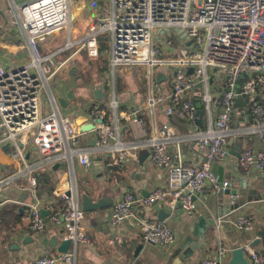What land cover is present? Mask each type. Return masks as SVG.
<instances>
[{"label": "built area", "instance_id": "built-area-1", "mask_svg": "<svg viewBox=\"0 0 264 264\" xmlns=\"http://www.w3.org/2000/svg\"><path fill=\"white\" fill-rule=\"evenodd\" d=\"M15 7L31 58L21 66L0 65V149L8 144L7 156L11 160L5 165L11 167V172L3 173L0 166V190L11 186L26 198H0V206L14 203L23 207L34 233L46 229L40 214L44 209L62 240L71 241L66 252L45 250L34 264H75L77 244L91 243L73 173L74 161L83 167L92 165L91 152L101 154L102 170L109 172L124 160L136 161L137 150L146 146L152 163L166 170L164 184L147 195L125 191L109 212L112 224L128 220L135 211L153 204L162 205L170 215L177 209L193 211L207 187L214 191L232 187L230 180L218 181L211 164L231 156L229 137L238 108L235 102L241 99L247 109L245 117L251 120L250 127L242 131L253 134L257 142L239 151L237 164L245 176L264 173V0H111L110 11L106 16L99 12L82 39L75 42L68 38L64 45L67 49L80 45L89 58L95 59L100 54L99 40L109 36L112 70L144 67L148 86L144 109L153 124L155 112L162 109L161 101L167 98L169 103L162 109L165 115H183L187 124L195 125L196 102L189 93L199 89L208 127L191 136L190 148L200 156L199 163L192 165L184 164L180 141L171 124H154L153 134L145 142L122 141L121 119L140 125L142 121L137 108L117 113L114 92L109 102L111 113L95 103L88 105L94 128L87 131H82L72 118L61 116L53 99V110L45 112L41 91L63 71L68 60L41 55L39 42L67 26L70 0H25ZM176 33L182 34L178 55L164 58L160 44L172 49ZM157 67L167 70L166 95L160 93L161 84L154 77ZM189 67L194 68L192 72H188ZM89 132L95 133L92 142L88 140ZM60 160L67 163L68 170L62 175L70 176L69 183L55 188L50 195L39 196V169ZM233 202L231 195L230 203ZM221 220L222 216L218 223ZM252 223L250 217L240 214L235 226L250 230ZM137 226L144 245L167 247L175 240L166 219L141 216ZM247 254L250 264H264V254L258 250L249 248ZM226 255L227 250L219 244L215 256L199 264H225Z\"/></svg>", "mask_w": 264, "mask_h": 264}, {"label": "crops", "instance_id": "crops-1", "mask_svg": "<svg viewBox=\"0 0 264 264\" xmlns=\"http://www.w3.org/2000/svg\"><path fill=\"white\" fill-rule=\"evenodd\" d=\"M6 1L7 8L1 6L3 3L1 4L0 0V12L2 11L3 16L5 15L3 22L6 23L5 29L0 28V65L4 67L10 64L25 65L30 61L31 56L26 43L25 30L16 14L15 4L19 5V3L17 0ZM96 11L94 0H70V20L65 26V30H59L50 35L44 40L45 43L39 45L40 50L45 51L46 54H52L55 60H68L63 71L50 79L47 87L44 88L49 103V108L46 110H53V99L61 116L72 115L73 120L81 126L92 121L87 111V107L91 103H95L100 109L111 113L109 102L112 99V94L110 96V93L114 92V98L118 103L117 113L127 110L128 106L133 104L139 109V117L142 121L140 125L121 119L120 137L122 141L145 142L152 136L154 124L161 126L168 123L175 127L184 164H198L200 156L193 153L190 148L191 136L205 131L208 127V114L201 101L199 89L189 93L195 102L199 100L202 109L200 123L196 122L195 125L165 115L162 109L169 103L167 98L161 101L162 109L160 108L155 112V123L153 124L151 116L144 109L148 86L141 75L132 74L131 67H121L125 76L121 79V86L118 89L115 86L116 81L112 72L110 76V79L113 80L112 85L108 82L106 85L101 83L89 84L86 87L85 95L86 93L87 95L85 98H81L75 89H72L75 87L80 67L83 66L84 58L87 55L80 48L79 42L77 43L79 46L68 49L64 45L68 38L76 42L84 37L88 27L98 18ZM3 16L0 15V19ZM101 39L106 41L108 37L103 36ZM160 45L163 47L164 58H176L177 52L174 48L164 49L162 42ZM101 56L105 58L103 59L109 66V57L106 54H101ZM73 66L77 68V76L68 74ZM165 83L160 86L164 95L169 91L168 80ZM56 84L59 85V88L54 90ZM95 89H101L105 96L100 99L92 96L91 91ZM70 90L73 91L74 96L63 108L60 106L59 100L65 97ZM261 96L264 101V90ZM83 99H86L84 100L86 104H82ZM80 103L82 104L80 113L73 112L74 107ZM246 112L247 109L243 107V104H239L236 110L237 116L232 123V134L229 137L230 150L238 146V151H240L245 146L257 142L253 134H246L242 131L251 125V120L245 117ZM204 115H206L205 118ZM215 117V115L212 116V118ZM87 136L88 140L92 142L95 133L89 132ZM7 153L4 148L0 149V166L3 168V173L8 172L5 165L11 162ZM137 153L138 159L136 161L124 160L110 168L109 172L102 170L103 163L100 153H90L92 161L90 167H83L77 162L76 165L74 163L73 173L78 196L81 193H88L94 200L101 196H107L112 198L113 205L127 190L147 195L154 187L164 184L166 170L152 163L148 147L142 146L137 150ZM218 164L223 167L224 179L232 182L230 189L239 191V194L235 195V202H240L238 209L230 210L227 213L222 206L231 201V195L225 193L220 195L218 191L207 187L198 197L195 210L185 212L177 209L174 214L166 218V223L174 234V242L167 247L143 244V248L137 257L133 256L134 247L137 243H142L137 226L138 219L141 216L157 219L158 209L163 208L162 205L155 204L135 211L132 218L119 224L110 222L109 212L112 205L89 211L85 216L84 227L91 243L77 244L75 264H199L203 259L215 256L219 244L227 250L225 264H229L232 257L231 252L237 247L244 248L243 257L247 264H250L247 256L249 248L264 254V200L253 201L255 199L251 197L255 192H264V173H253L245 176L237 164L236 156L232 154L227 160ZM66 170H68L66 162L61 164L55 162L50 167H41L37 179L38 195H50L55 188L60 189L68 184L70 176L68 174L67 176L62 175ZM76 171L79 172L78 177H76ZM23 195L18 189L11 186H5L0 190V198H19L21 200ZM11 204L16 207L15 212L18 216L6 219L4 226H0V264H34L36 258L43 251L55 250L48 245L50 238L57 236L59 240H62L61 235L58 233L57 227L47 221L46 229L42 232L46 239L45 242H42L41 233H34L29 229L23 207L14 203H5L0 206V210L3 206ZM240 214L251 218L253 223L250 230L236 228L235 221ZM220 216H222V220L218 223Z\"/></svg>", "mask_w": 264, "mask_h": 264}, {"label": "rangeland", "instance_id": "rangeland-1", "mask_svg": "<svg viewBox=\"0 0 264 264\" xmlns=\"http://www.w3.org/2000/svg\"><path fill=\"white\" fill-rule=\"evenodd\" d=\"M24 1L25 0H17V2L19 4L24 2ZM94 1L96 3V8H97V11H96L97 17L99 16L98 15L99 12H101L102 16H106L107 13L111 9V6H110L111 0H94ZM1 4H2L1 5L2 7H5V8L8 7L6 0H1ZM0 15L3 16L2 11L0 12ZM4 19H5V15L3 16L2 19H0V28L1 29L6 28V23L3 22ZM63 30H65V28H63ZM5 36H7V35H5ZM172 38H173V48L175 49V51L177 52V55H178V49L180 47L179 45H180L181 40H182V34L176 33L174 36H172ZM2 41H4V40H2ZM45 42L42 41L39 43V45L43 44ZM99 47H100V56L98 58L92 59V58H89L88 56H86V58H84L83 66L80 67V70L78 73L79 77H77V79H76L75 87L72 88V89H75V91L78 93V95L81 96V98H85V96L87 95V93L85 95V92H86V87H88L89 84L96 85L98 83L104 82V84L106 85V83L108 82L109 84L112 85L113 80L110 79L111 72L115 78V81H116L115 86L117 87V89H118V87L121 86V79H123V76H125V74L123 73L124 71H122L121 67H119V68L117 67L114 70H112L111 67L107 66V63L104 60L105 58L101 56V54H106L108 57L110 56V48H111L110 37L108 36V39L106 41H103V39H100L99 40ZM47 52H49V51H47ZM40 54L45 55L46 52L43 50H40ZM130 67H131L130 70H131L132 74L141 75L142 79L145 81V76H144L145 68L144 67H140V66H136V67L130 66ZM193 69H194L193 67L187 68L188 72H192ZM166 72H167L166 68L157 67V68H155V76L154 77L157 80V74L158 73L164 74ZM216 82H218V80H215V83ZM218 83H220V81ZM56 86H57V84H56ZM56 86H55L54 90H57V88H59V85L57 87ZM160 93L162 95H164L163 91H161ZM54 94H56V93L54 92ZM110 96H111V93H110ZM84 100H86V99H83L82 101H84ZM41 101H42L43 107H45L44 108L45 112H50L49 110H46L49 108V103H48L44 88L41 91ZM82 104H86L85 101ZM82 104L80 103V105L78 104V106H75L73 112H76L79 114L81 111L80 107L82 106ZM132 108H136V107H134L133 104H130L128 106V109L131 110ZM64 116H68V117L72 118V115H64ZM205 116L206 115H204V118H205ZM204 123L206 124V121ZM57 163L61 164V163H65V161L60 160V161H57ZM74 163L76 165V161H74ZM78 175H79V172L76 171V177H78ZM234 202H235V196H234ZM233 203H231V204H233ZM88 212H85V216ZM58 233H60V235H61V232L59 230H58ZM40 238L42 239V242H45L46 238H45L44 234L41 233Z\"/></svg>", "mask_w": 264, "mask_h": 264}, {"label": "water", "instance_id": "water-1", "mask_svg": "<svg viewBox=\"0 0 264 264\" xmlns=\"http://www.w3.org/2000/svg\"><path fill=\"white\" fill-rule=\"evenodd\" d=\"M68 74L77 76L76 75L77 74V68L74 66L71 67L70 70L68 71ZM165 79H166L165 74H161V73L157 74V81H161V80H165ZM198 86H199V84H198ZM91 94H92V96H94L98 99H100L102 96L103 97L105 96V94L103 93V91L101 89L92 90ZM73 96H74L73 91L72 90L68 91L66 96L59 100L60 106L65 108L68 105V101L70 99H72ZM235 104L236 105L243 104V101L241 99H238V100H236ZM196 115H197L196 122L200 123V119H201V115H202V109H201V105H200L199 100L196 101ZM92 128H94L93 123L82 124L80 126V129L82 131H87V130H90ZM3 148L5 149L6 152L9 151V145L8 144H5L3 146ZM238 148L239 147L236 146L234 149L230 150V153L237 157L239 155V151H238L239 149ZM98 168H99V165H98ZM211 170L217 175L218 181L220 183L223 180H225L224 176H223V167L221 165H219L217 162H213L211 164ZM218 192L220 195H222L223 193L234 195V196L239 194V191L237 189H230V188H226L224 190H219ZM251 197H253L255 199L253 201L264 200V192L263 193L262 192H260V193L255 192ZM25 198H26V194H24L21 197V201H23ZM79 200H80L81 208L84 212L102 209V208H105V207L112 205V203H113L112 198H108L107 196H101L100 198L94 200L88 193H81L79 195ZM239 206H240V202L237 201V202H234L233 204H231L230 202H226L225 204H223L222 207L228 213L230 210L238 209ZM20 211H22V209H20ZM40 214L44 217V220L47 222L48 221V217H47L48 212L44 209H41ZM169 215H170L169 212L167 210H165V208H159L158 213H157V219L158 220H164L167 217H169ZM48 245L52 249H55L59 252H66L71 245V241L70 240H59L57 238V236H53L48 241ZM142 248H143V243H137L136 246L134 247L133 256L137 257L138 253L142 250ZM243 251H244L243 247L234 248L231 252L232 257L229 261V264H247L246 259L243 257Z\"/></svg>", "mask_w": 264, "mask_h": 264}, {"label": "trees", "instance_id": "trees-1", "mask_svg": "<svg viewBox=\"0 0 264 264\" xmlns=\"http://www.w3.org/2000/svg\"><path fill=\"white\" fill-rule=\"evenodd\" d=\"M77 77H79V76H77ZM165 82H166L165 80L159 81L160 84H166ZM169 117H173L177 120H182V121L184 120V122H185V118L183 117V115H170ZM7 168H8V171L11 172V167L8 166ZM15 210H16V207L13 206V204H11L9 206L5 205L1 208V210H0V226L1 227L4 226V222L6 219H9L10 217L16 218L18 216V214H16Z\"/></svg>", "mask_w": 264, "mask_h": 264}, {"label": "bare ground", "instance_id": "bare-ground-1", "mask_svg": "<svg viewBox=\"0 0 264 264\" xmlns=\"http://www.w3.org/2000/svg\"><path fill=\"white\" fill-rule=\"evenodd\" d=\"M69 20H70V16H69ZM57 32V31H56ZM56 32H54L53 34H55Z\"/></svg>", "mask_w": 264, "mask_h": 264}]
</instances>
